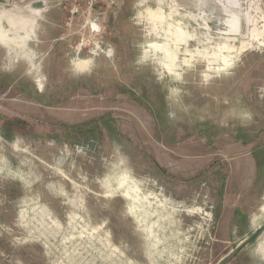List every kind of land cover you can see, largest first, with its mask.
<instances>
[{
  "label": "rangeland",
  "instance_id": "rangeland-1",
  "mask_svg": "<svg viewBox=\"0 0 264 264\" xmlns=\"http://www.w3.org/2000/svg\"><path fill=\"white\" fill-rule=\"evenodd\" d=\"M0 30V264H264V0H7Z\"/></svg>",
  "mask_w": 264,
  "mask_h": 264
},
{
  "label": "water",
  "instance_id": "water-1",
  "mask_svg": "<svg viewBox=\"0 0 264 264\" xmlns=\"http://www.w3.org/2000/svg\"><path fill=\"white\" fill-rule=\"evenodd\" d=\"M236 254H237V250L235 252H232L231 254L227 255L223 259H221V261L218 264L228 263L230 260H232L235 257Z\"/></svg>",
  "mask_w": 264,
  "mask_h": 264
},
{
  "label": "bare ground",
  "instance_id": "bare-ground-1",
  "mask_svg": "<svg viewBox=\"0 0 264 264\" xmlns=\"http://www.w3.org/2000/svg\"><path fill=\"white\" fill-rule=\"evenodd\" d=\"M33 17H35V16H33ZM34 19V18H33ZM34 21V20H33ZM1 34H2V31L0 30V36H1Z\"/></svg>",
  "mask_w": 264,
  "mask_h": 264
},
{
  "label": "crops",
  "instance_id": "crops-1",
  "mask_svg": "<svg viewBox=\"0 0 264 264\" xmlns=\"http://www.w3.org/2000/svg\"><path fill=\"white\" fill-rule=\"evenodd\" d=\"M0 1H7V0H0Z\"/></svg>",
  "mask_w": 264,
  "mask_h": 264
}]
</instances>
